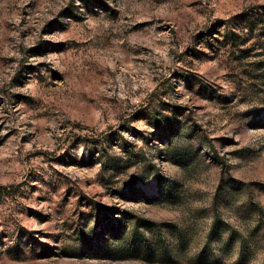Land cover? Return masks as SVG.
Masks as SVG:
<instances>
[{
	"label": "rangeland",
	"instance_id": "rangeland-1",
	"mask_svg": "<svg viewBox=\"0 0 264 264\" xmlns=\"http://www.w3.org/2000/svg\"><path fill=\"white\" fill-rule=\"evenodd\" d=\"M0 264H264V0H0Z\"/></svg>",
	"mask_w": 264,
	"mask_h": 264
}]
</instances>
